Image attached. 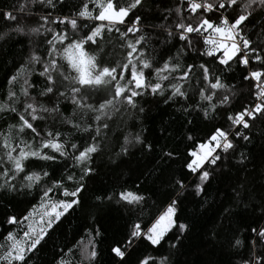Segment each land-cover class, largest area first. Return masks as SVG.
<instances>
[{"label": "snow or ice", "instance_id": "obj_1", "mask_svg": "<svg viewBox=\"0 0 264 264\" xmlns=\"http://www.w3.org/2000/svg\"><path fill=\"white\" fill-rule=\"evenodd\" d=\"M145 2L81 0L80 5L74 6L78 10L70 15L53 17L48 12L39 16L36 26L28 27L19 22L11 29L18 35L28 36L30 44L33 43L32 36L39 39L15 74L8 78V84L12 87L7 93V103H0V114H11L16 121L0 133V180L3 181L0 190L16 192V181L19 179L20 189H27L29 193L39 189L40 200L39 205H33L24 216H6V223L20 226L23 235L7 232L4 236L6 244L0 245V249H3L0 264H28V254L38 251L49 230L54 229L61 218L80 203L79 197L86 189L85 178L93 173L92 161L101 150L102 130L108 129L109 121L119 115L121 105L136 108L137 98L149 92L164 95L165 84L171 80H175V83L167 84L171 90L167 99L183 98L187 93L181 81L190 80L194 72H198L204 84L197 91L200 101L208 102V107L204 109L205 118L210 117L209 108L216 112L231 102L229 86L208 66L209 60L199 64L181 63L189 53L210 58L213 64L224 68H230L232 63L237 62L249 68L252 60L261 65V68L249 70L243 76L245 81L256 82L253 85L255 91L251 92L255 98L251 105L245 104L228 112L227 127L214 125L204 137H188L189 141L195 139V143L187 150L183 168L197 178V196L203 192L213 170L224 159L222 153L226 155L235 148L234 138L250 140V136L241 129H251L258 118L264 117V45L253 46L250 36L242 32L243 25L253 13L257 9L264 10V0H182L175 8H165L167 15L154 27L165 36L160 43L171 44L176 52L166 59L161 58L160 62L146 51L151 37L140 34L142 17L136 15L131 24L127 23L133 10L143 8ZM57 3L63 7V0H27L16 11L23 14L29 5L54 9ZM173 16L178 19L172 20ZM0 17L10 22L19 20L10 11L0 12ZM120 25H125L127 32L122 31ZM113 32L119 33L125 41L121 47L126 51L123 60L115 63L105 59L106 49L101 44V40L107 39L105 33ZM128 33H135V39L128 40ZM6 35L0 33V39ZM36 77L40 78L42 86L34 82ZM17 84L20 85L19 93L14 90ZM37 88L39 91H36ZM220 91L223 94L219 102L214 103V96ZM66 104L72 105L71 112L67 114ZM49 121L65 125L68 130L62 133L58 128H53ZM75 133L80 134L83 143L75 142ZM133 139L137 144L142 143L139 135ZM130 143L125 137L120 154H127ZM145 147L151 149V145ZM165 155L169 159L173 156L171 152ZM35 161L43 163L33 164ZM50 165L62 170L59 178L53 177L48 170ZM76 168L81 172L78 180L70 171ZM66 181L74 182L76 186L69 188ZM175 184L179 186L178 195L158 209V214L149 224L133 223L122 243L111 248L112 254L118 258V264H124L127 249L138 241L156 248L170 232L178 230L176 240L185 233L188 226L178 222V207L179 195L187 185L181 179H177ZM114 195L117 203L129 208L146 203L143 195L130 189H122ZM35 215H39L38 221L30 219ZM21 221L27 223L26 228ZM251 232L254 255L242 260V264H264V226L253 227ZM99 234L97 230L95 235ZM88 235L93 234L89 232ZM241 243L236 238L234 246L239 247ZM88 244L90 247L82 246L80 250L91 264L97 252L92 239ZM257 245L261 249L258 253L255 252ZM171 246L176 247L175 244ZM55 264L69 262L59 259ZM138 264L168 262L163 256L159 261L153 256H145L138 259Z\"/></svg>", "mask_w": 264, "mask_h": 264}, {"label": "trees", "instance_id": "obj_2", "mask_svg": "<svg viewBox=\"0 0 264 264\" xmlns=\"http://www.w3.org/2000/svg\"><path fill=\"white\" fill-rule=\"evenodd\" d=\"M115 2L125 3L127 0ZM21 3H27V0H0V12L10 11L19 17L17 22L0 17V33H7L4 39H0V103H7V93L12 87L8 84V78L15 74L39 39L32 36L33 43L30 44L28 36L18 35L11 29L19 22L28 27L36 26L39 16L48 12L53 17L70 15L78 10L74 6L80 5L81 0H63V7L57 3L54 9L29 5L23 14L16 11ZM181 3L182 0H146L144 7L133 10L127 20L131 24L136 15L142 17L140 34L151 37L146 51L157 62L161 58L166 59L169 54L174 55L176 48L171 44H161L165 36L154 26L167 15L165 8H175ZM175 19L178 18L173 16L172 20ZM119 27L127 32L125 25ZM242 32L250 36L253 46L264 45V10L257 9L243 25ZM105 36L107 39L101 40L106 49L105 59L113 63L123 60L126 51L121 45L125 41L119 33H105ZM135 36V33H128L127 39L134 40ZM203 60H209L208 66L229 86L231 102L216 112L209 108L210 117L205 118L204 109L208 107V102L200 101L197 91L204 84L198 72H194L190 80L181 81L187 93L183 98L167 99L171 95L167 84L175 83V80H171L165 84L164 95L149 92L137 98L136 108L121 105L119 115L109 121L108 129L102 130L101 150L92 161L93 173L85 178L86 189L79 197L80 203L66 213L54 229L49 230V234L38 246V251L28 254V264H55L59 259L69 264H89L80 249L82 246L90 247V239L97 252L91 264H118V258L112 254L111 248L122 243L133 223L149 224L158 214V209L178 195L180 190L175 184L177 179L187 185L179 195L178 207V222L188 226L185 233L180 234L181 238L176 240L178 230L170 232L156 248L147 242L138 241L131 249H127L124 264H138V259L145 256H153L157 261L163 256L168 264H242V260L254 255L251 229L264 226V117L258 118L251 129H241L250 136V140L234 138L235 148L226 155L222 153L224 159L213 170L199 196L195 194L197 178L183 168L187 150L195 143V139L188 140L189 136L199 139L209 134L214 125L227 127V113L245 104L251 105L255 99L251 95L255 91L252 81L243 79L247 68L238 62L232 63L230 68H224L213 64L210 58L189 53L181 63L186 61L199 64ZM250 66L253 70L261 68L255 60H252ZM34 82L42 86L39 77ZM19 89L20 85L17 84L14 90L19 93ZM222 94V91L217 92L213 102L218 103ZM198 103L202 106L198 107ZM141 108L143 111H140ZM71 109V104L65 105L66 114ZM15 123L11 114H0V133L6 131L9 124ZM49 124L62 133L68 130L62 124H52L51 121ZM74 135L75 142L83 143L79 133ZM136 135L141 137V144L135 143L133 138ZM125 137L131 143L127 154H120ZM145 145H151V149ZM167 152L173 154L171 159L165 155ZM40 163L43 162H33ZM48 170L55 178L62 174L56 165H50ZM70 171L78 180L80 169ZM65 183L69 188L76 186L74 182ZM16 184V192L0 190V245L6 244L4 236L8 231L23 234L20 226L6 223V216H24L33 205H39V189L29 193L27 189H20L19 179ZM122 189L139 192L146 198V203L134 208L117 203L114 194ZM21 223L25 227V222ZM97 230L100 233L98 236L95 235ZM89 232L93 235L89 236ZM236 238L242 241L239 247L234 246ZM78 241L81 243L77 244ZM172 244L176 247H172ZM260 250L257 245L255 252ZM2 251L0 249V254Z\"/></svg>", "mask_w": 264, "mask_h": 264}, {"label": "rangeland", "instance_id": "obj_3", "mask_svg": "<svg viewBox=\"0 0 264 264\" xmlns=\"http://www.w3.org/2000/svg\"><path fill=\"white\" fill-rule=\"evenodd\" d=\"M30 219H33V220H39V215H35V216H33V217H31ZM27 227V223L25 222V228ZM23 235V234H22ZM21 235V236H22Z\"/></svg>", "mask_w": 264, "mask_h": 264}, {"label": "built area", "instance_id": "obj_4", "mask_svg": "<svg viewBox=\"0 0 264 264\" xmlns=\"http://www.w3.org/2000/svg\"><path fill=\"white\" fill-rule=\"evenodd\" d=\"M249 70H253V69H251V66H249V68H247V72H248ZM252 83H253V85H254L256 82H255V81H252Z\"/></svg>", "mask_w": 264, "mask_h": 264}]
</instances>
